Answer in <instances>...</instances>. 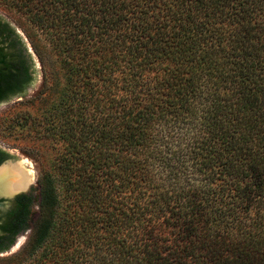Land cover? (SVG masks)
I'll list each match as a JSON object with an SVG mask.
<instances>
[{
  "label": "trees",
  "instance_id": "obj_1",
  "mask_svg": "<svg viewBox=\"0 0 264 264\" xmlns=\"http://www.w3.org/2000/svg\"><path fill=\"white\" fill-rule=\"evenodd\" d=\"M0 5L42 35L62 78L46 111L11 123L58 146L21 264H264V0ZM30 69L0 18V102ZM17 199L12 233L28 227L31 195Z\"/></svg>",
  "mask_w": 264,
  "mask_h": 264
},
{
  "label": "rangeland",
  "instance_id": "obj_2",
  "mask_svg": "<svg viewBox=\"0 0 264 264\" xmlns=\"http://www.w3.org/2000/svg\"><path fill=\"white\" fill-rule=\"evenodd\" d=\"M0 18L6 20L20 36L31 63V81L21 94L12 95L0 102V149L8 155L1 164L22 162L23 166L32 171V179L26 191L31 192L34 201L38 198L37 178L42 170H51V161L57 145L49 137L37 129L11 126L18 119L19 113L28 112L38 115L47 110L51 98L62 83L61 70L57 60L42 35L33 28L23 16L15 10L0 5ZM35 46V50L31 44ZM43 83L42 96L33 97ZM39 100V102H38ZM186 180V181H185ZM181 176L178 184L191 183ZM36 203L28 220V227L19 233L7 249L0 252V264H21L24 258L19 249L29 233L36 215Z\"/></svg>",
  "mask_w": 264,
  "mask_h": 264
},
{
  "label": "flooded vegetation",
  "instance_id": "obj_3",
  "mask_svg": "<svg viewBox=\"0 0 264 264\" xmlns=\"http://www.w3.org/2000/svg\"><path fill=\"white\" fill-rule=\"evenodd\" d=\"M5 160L6 158L0 162V165H2L1 163L4 162ZM29 185L30 184H28L27 186L29 187ZM22 194H25L27 196L31 195V200L27 206V217H26V219L29 220L31 211L34 206V200L32 198L31 192H27L25 189L23 191H19L16 193L14 192L10 195L0 194V237H1V240L3 239L2 237L4 238L12 237L14 241L17 235L26 229L25 228L24 230H18L16 233H12L14 230V226L11 223V212L15 209H18V199L17 198Z\"/></svg>",
  "mask_w": 264,
  "mask_h": 264
},
{
  "label": "bare ground",
  "instance_id": "obj_4",
  "mask_svg": "<svg viewBox=\"0 0 264 264\" xmlns=\"http://www.w3.org/2000/svg\"><path fill=\"white\" fill-rule=\"evenodd\" d=\"M22 162L0 165V194H12L24 189L32 179L31 169Z\"/></svg>",
  "mask_w": 264,
  "mask_h": 264
},
{
  "label": "water",
  "instance_id": "obj_5",
  "mask_svg": "<svg viewBox=\"0 0 264 264\" xmlns=\"http://www.w3.org/2000/svg\"><path fill=\"white\" fill-rule=\"evenodd\" d=\"M26 187H27V186H26ZM26 187H25L24 189H20L19 191H23V190H25V189H26ZM19 191H16V192H19ZM16 192H15V193H16Z\"/></svg>",
  "mask_w": 264,
  "mask_h": 264
}]
</instances>
